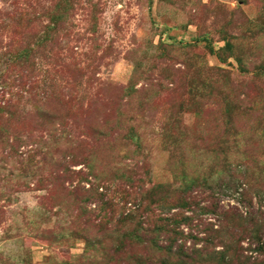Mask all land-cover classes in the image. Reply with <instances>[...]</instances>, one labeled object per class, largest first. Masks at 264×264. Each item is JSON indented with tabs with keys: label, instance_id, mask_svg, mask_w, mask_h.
Segmentation results:
<instances>
[{
	"label": "rangeland",
	"instance_id": "1",
	"mask_svg": "<svg viewBox=\"0 0 264 264\" xmlns=\"http://www.w3.org/2000/svg\"><path fill=\"white\" fill-rule=\"evenodd\" d=\"M121 188L264 264V0H0V264H132Z\"/></svg>",
	"mask_w": 264,
	"mask_h": 264
},
{
	"label": "trees",
	"instance_id": "2",
	"mask_svg": "<svg viewBox=\"0 0 264 264\" xmlns=\"http://www.w3.org/2000/svg\"><path fill=\"white\" fill-rule=\"evenodd\" d=\"M91 175L96 179H100L96 173H92ZM101 183L103 184V182ZM189 183V181H186L182 186L172 189L178 193V197H176L175 201H172V204H166L167 208H172L176 211L179 208H186L187 202L184 201V197H182L180 193L188 190ZM232 183L233 182H230V185H228L231 186ZM97 187H100V183L95 186V189ZM161 187H167V185ZM156 191L158 192L157 188H153L148 192V194L153 195ZM120 193H122L121 197L126 198L125 204H128L129 207H126V213L122 215L118 223L123 227V223L126 221L130 223L132 221L133 218L131 215L134 212L131 213L130 208L137 212L136 221L133 223L131 228L126 226L127 228L122 236L123 239L120 240L117 250L119 252H126L127 259H129L128 255H130L132 264H234L235 261L239 263L243 262V260L239 258L241 254L238 251H233L232 247L231 251L229 247L216 248L217 246L215 244L205 240L211 238V234L216 236L220 230H207L204 226L201 231L203 236L196 237L202 242L185 245L180 238L183 233V229H177L176 224L185 222L186 218H188L187 216H182L178 220H173L172 217L174 214H169L170 217L165 216V214L160 215V213L152 215L150 206L146 204V206H142L143 200L148 197V194L146 195L142 189L137 192L134 191V194L137 195V201L134 202L133 200L132 203H129L128 201L130 196L133 195L131 190L121 188ZM155 199L160 201L159 203L168 202L159 195ZM212 209H215V207H212ZM211 214L220 217L216 218L218 223H220L222 218H224L225 221H227V219L229 220L226 211L222 213L212 211ZM116 223L117 222H115V224ZM200 223L201 221L199 224ZM138 229H140L141 232H138ZM241 232L243 233L244 230L242 229ZM250 236L253 237L252 240H255L256 238L257 240L259 239V237L254 235L252 232L249 233V237ZM126 241H129V243H126ZM86 244L88 245L85 248L86 257L89 258L91 257L90 249L94 246L93 244H89L87 242ZM133 249H135V252H132ZM87 250L89 252H87ZM95 250L96 246L93 251ZM155 253L156 257L152 260L153 258L149 255L152 256ZM130 262L128 264H130Z\"/></svg>",
	"mask_w": 264,
	"mask_h": 264
}]
</instances>
